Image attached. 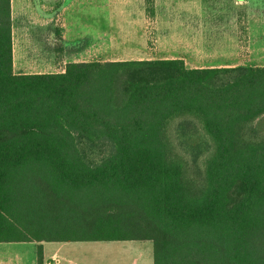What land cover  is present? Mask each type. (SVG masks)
<instances>
[{"label": "trees", "instance_id": "16d2710c", "mask_svg": "<svg viewBox=\"0 0 264 264\" xmlns=\"http://www.w3.org/2000/svg\"><path fill=\"white\" fill-rule=\"evenodd\" d=\"M146 8L153 0H145ZM0 0V244L147 241L153 264H264V66L13 72Z\"/></svg>", "mask_w": 264, "mask_h": 264}, {"label": "crops", "instance_id": "0c3cea01", "mask_svg": "<svg viewBox=\"0 0 264 264\" xmlns=\"http://www.w3.org/2000/svg\"><path fill=\"white\" fill-rule=\"evenodd\" d=\"M174 1L179 9L171 8ZM10 9L17 75L63 73L70 63L181 60L188 69L264 66V0H153L151 9L145 0H10ZM35 33L49 44L34 42ZM46 244L43 264H75L63 252L69 243L48 252ZM36 253L37 248L32 264ZM0 264L29 262L25 252L0 249Z\"/></svg>", "mask_w": 264, "mask_h": 264}, {"label": "rangeland", "instance_id": "374dc122", "mask_svg": "<svg viewBox=\"0 0 264 264\" xmlns=\"http://www.w3.org/2000/svg\"><path fill=\"white\" fill-rule=\"evenodd\" d=\"M171 8L179 9V1L172 2ZM37 36L39 35L33 34L34 42L49 44L48 40L39 41ZM253 127L258 136L264 137V116L257 119ZM58 245L59 243H47L45 251H52ZM35 248L36 244L32 243L0 244L1 250L25 252L29 264L33 262ZM63 252L72 257L75 264H153L152 244L147 241L69 243Z\"/></svg>", "mask_w": 264, "mask_h": 264}]
</instances>
